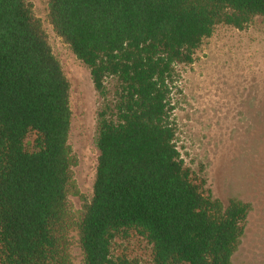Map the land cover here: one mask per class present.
Listing matches in <instances>:
<instances>
[{
  "label": "trees",
  "instance_id": "1",
  "mask_svg": "<svg viewBox=\"0 0 264 264\" xmlns=\"http://www.w3.org/2000/svg\"><path fill=\"white\" fill-rule=\"evenodd\" d=\"M264 0H48L54 33L88 69L102 104L90 201L75 212L69 83L25 0H0V264H231L250 205L214 199L175 143L176 68L217 25L245 30Z\"/></svg>",
  "mask_w": 264,
  "mask_h": 264
},
{
  "label": "rangeland",
  "instance_id": "2",
  "mask_svg": "<svg viewBox=\"0 0 264 264\" xmlns=\"http://www.w3.org/2000/svg\"><path fill=\"white\" fill-rule=\"evenodd\" d=\"M25 1L32 4L69 83L67 145L78 190L69 203L77 212L93 193L99 155L96 121L102 101L88 69L49 24L48 0ZM176 72L172 103L180 156L193 176L205 181L214 199L250 205L231 264H264V19L254 18L243 31L217 25L195 51L193 63L178 66ZM70 239L71 261L82 264L76 232ZM113 251L133 264H151L150 247L139 237L117 241Z\"/></svg>",
  "mask_w": 264,
  "mask_h": 264
}]
</instances>
